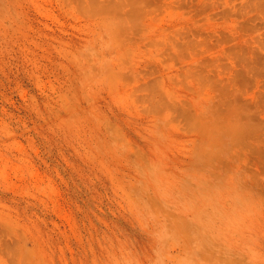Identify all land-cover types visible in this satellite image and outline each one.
Wrapping results in <instances>:
<instances>
[{
	"label": "rangeland",
	"instance_id": "obj_1",
	"mask_svg": "<svg viewBox=\"0 0 264 264\" xmlns=\"http://www.w3.org/2000/svg\"><path fill=\"white\" fill-rule=\"evenodd\" d=\"M0 264H264V0H0Z\"/></svg>",
	"mask_w": 264,
	"mask_h": 264
}]
</instances>
